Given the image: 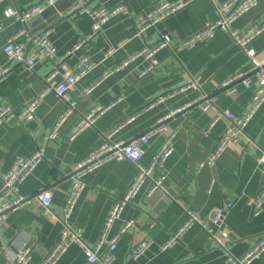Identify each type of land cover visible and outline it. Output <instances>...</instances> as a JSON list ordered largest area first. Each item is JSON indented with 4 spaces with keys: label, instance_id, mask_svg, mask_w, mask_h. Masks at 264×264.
I'll return each mask as SVG.
<instances>
[{
    "label": "crops",
    "instance_id": "crops-1",
    "mask_svg": "<svg viewBox=\"0 0 264 264\" xmlns=\"http://www.w3.org/2000/svg\"><path fill=\"white\" fill-rule=\"evenodd\" d=\"M44 1L0 3V69H11L0 82V104L11 105L16 110L27 105L44 93V79L53 70L54 63L47 60H40L32 69H27L7 59L3 47L22 30L38 36L51 31L50 41L56 48L57 59L62 60L57 83L73 75L83 57H89L97 67L69 92L75 109L54 138L49 139L69 104L53 92L42 97L33 121L24 126L12 123L0 126V190L2 178L11 170L16 158H30L38 147L46 145L45 159L19 187L20 196L30 202L10 211L0 227V264L5 263L4 245L27 241L32 247L29 264H40L42 257L55 246L63 229L62 208L72 187L74 167L104 143L108 132L134 116V120L126 122L112 137L114 142L129 143L146 135L160 119L177 110L181 111L166 120L169 132L175 134L174 152L166 163V193L157 192L148 197L150 185L146 183L112 223L104 248L120 235L127 223L134 222L133 227L120 235L112 264H225L229 257L243 258L264 235V208L259 216H254L248 205L250 199L257 196L264 179V163L260 162L264 155V103L244 130L239 145H231L214 165L205 164L200 170L198 167L212 155L229 124L221 119L206 133L212 121L225 111L241 113L257 86L255 80L250 89L237 81L233 84L234 93L229 94L222 84L237 74L250 77L252 65L245 52L233 45L230 35L224 31L193 49L175 48L215 22L220 9L218 3L225 0H185L188 4L184 9L151 27L143 36L137 33L135 17L147 15L158 2L178 0H58L56 11L49 10L44 17L27 23H32L29 30L18 19L5 18L7 9L24 11ZM79 2H84L91 10H112L122 5L128 9V14L111 17L102 30L90 38L93 20L88 14L57 17ZM255 23H264V0H259L257 7L240 17L233 28L245 31ZM43 25L46 29L39 31ZM164 35H169L173 44L171 49H161L155 55L159 63L156 69L141 77L150 60L139 57L102 81L90 94H85L84 90L103 71L122 64L128 54L144 46H154ZM81 43L82 47L75 50ZM249 47L264 59V31ZM111 50L115 52L108 56ZM190 80H197L198 87L177 92ZM173 93L172 97L155 102ZM207 99L213 100V105L202 112L199 104ZM196 100L199 104L191 105ZM152 103L153 106L147 108ZM95 108L104 111L70 141L73 125ZM166 138L167 134H161L150 139L142 165L151 164ZM136 175L134 164L111 161L85 177V189L68 221L72 229L81 232L85 244L93 246L99 242L112 207L126 194ZM44 191L52 195L47 211L36 198ZM223 209L226 210L223 227L229 235L225 248L219 247L208 233L210 229L216 230L215 212ZM187 211L198 213L204 227H191L179 242L162 250V245L184 223ZM144 240L152 243L150 248L133 259L131 248ZM55 264H86V257L81 247L73 243ZM251 264H264V252Z\"/></svg>",
    "mask_w": 264,
    "mask_h": 264
},
{
    "label": "built area",
    "instance_id": "built-area-1",
    "mask_svg": "<svg viewBox=\"0 0 264 264\" xmlns=\"http://www.w3.org/2000/svg\"><path fill=\"white\" fill-rule=\"evenodd\" d=\"M5 0H0L3 3ZM58 0H46L41 3L34 4L24 11H17L14 9H7L5 11V18H16L24 25L31 22L35 18L39 17L47 9L54 7ZM88 1V0H86ZM259 0H229L218 11V19L207 24L201 30L197 31L193 35L186 38L180 45L175 48L177 50L193 49L197 44L203 42L212 41L218 32H227L233 42V45L242 49L248 61L252 65V74L250 77H246L244 74H237L229 78L222 84V88L229 94L234 93L233 84L237 81H241L246 88H251L253 80L256 81L257 86L252 91V96L246 108L239 114H234L229 111L220 113L212 121L206 133H208L212 127L221 119H225L229 122L224 130L221 138L216 145L212 155L207 159L205 163H201L198 167L200 170L205 164L214 165L217 159L231 146L239 145L244 135V130L260 109L264 103V59L252 48L250 44L255 37L264 31V23H255L249 29L240 31L233 28V24L243 15L257 7ZM188 2L185 0H178L176 2H158L152 11L147 15H140L135 17L134 25L137 29L139 36L148 31L151 27L158 23H164L169 17L181 11L187 6ZM128 9L122 5L115 7L112 10L96 9L91 10L85 6L84 2H79L73 5L67 11L66 15L70 16L75 13L88 14L93 20L92 35H96L102 30L103 25L113 16L118 14H128ZM1 30V24H0ZM50 30L42 32L37 36L30 44L31 37L29 34L22 30L17 35L12 37L6 45L3 47V52L9 61L17 63L27 69H32L36 63L40 60H47L54 63L53 70L45 77L46 90L44 93L34 98L30 103L24 105L20 109L16 110L11 105L0 104V126L4 123H12L17 126H24L27 123L33 121L36 111L39 107L42 97L49 92L55 93L59 98L69 104L68 110L57 121L53 132L49 139L55 137L57 130L64 123L66 118L74 111L75 103L70 101L69 92L75 87V85L86 75L92 72L97 65L89 58L83 57L75 71L71 76L65 78L64 82L57 83L56 77L59 74L61 59H57V51L54 45L50 41ZM23 40V41H21ZM172 39L169 35H164L161 39L152 47L144 46L138 51L130 53L126 56L125 61L118 66H113L102 72L100 77L91 83L85 90V94H90L102 81L128 65L139 57H145L150 60L149 67L141 74L145 76L152 70L159 66L155 55L164 48L171 49ZM83 43L78 45L75 50H79ZM122 45H119L121 47ZM114 50L108 52V56L111 55ZM10 68L0 69V82L10 72ZM197 80H190L179 91L183 92L190 88H197ZM174 95H166L157 99L155 102H160L167 97ZM150 104L147 108L153 106ZM199 101H194L191 105H197ZM213 105V100L207 99L203 104H199L200 111L207 112ZM103 108H95L87 115L79 119L71 128L69 139L73 141L83 130L90 127L95 119L103 113ZM181 110H177L167 117L160 119L157 126L150 130L143 137L134 140L132 142L118 141L114 142L112 137L121 129V127L127 122L134 120V116L130 117L126 122L120 124L118 127L112 129L105 135V141L100 146L96 147L83 160L81 163L75 165L73 170L72 187L68 192L63 208H62V223L63 229L59 235L58 241L55 246L51 248L43 257L40 264H55L60 257L67 251L70 244H78L84 256L86 257V264H112L114 261V253L117 249V241L121 234L125 233L128 229L134 226V222H129L122 229L120 235L115 236L108 244L107 248H104L106 242V235L111 227L112 223L117 220L125 206L131 203L141 188L149 183V189L147 196L151 197L157 192H165V181L167 179L166 163L174 152V139L175 134L169 132L166 126V120L179 113ZM167 134V138L164 141L161 149L155 155L153 161L149 166L142 165L141 161L144 158L146 151L145 146L148 145L150 139L156 135ZM46 145L43 144L38 147L36 153L30 158L18 157L13 163L11 170L2 178V188L0 190V227L5 224L7 214L19 207L24 206L27 199L20 196V185L27 179L36 166L45 159ZM128 161L134 164L137 168V175L129 187L126 194L119 199L112 207L109 216L103 227V231L100 240L97 244L89 246L85 244L82 239L81 232L74 230L69 225V219L76 207L78 199L85 189V177L99 169L103 165L111 162ZM261 163H264V155L260 159ZM39 204L47 211L52 203V195L49 191H44L36 197ZM248 205L252 209L254 216H259L263 212L264 208V179L261 184L260 190L257 196L250 199ZM226 216V210L216 211L214 224L216 230H208L209 235L215 241V243L225 248L229 235L224 229V219ZM199 225L204 227L203 221L198 213L193 211L186 212V219L182 226L174 233L163 245L162 250H166L169 247L179 242L181 236L191 227ZM151 242L144 240L137 243L131 248L130 254L133 259L141 257L151 246ZM264 252V235L260 237L255 246L250 249L247 254L241 259H233L229 257L225 264H251L257 259L261 253ZM32 254V247L28 242H24L19 245L8 244L4 245L2 249V256L4 258V264H29Z\"/></svg>",
    "mask_w": 264,
    "mask_h": 264
},
{
    "label": "water",
    "instance_id": "water-1",
    "mask_svg": "<svg viewBox=\"0 0 264 264\" xmlns=\"http://www.w3.org/2000/svg\"><path fill=\"white\" fill-rule=\"evenodd\" d=\"M229 0H225L224 2H222V3H218V6L219 7H222L226 2H228ZM58 2V1H57ZM56 5H57V3H56ZM56 5L54 6V7H51V8H49V9H47L44 13H42L41 15H40V17H44L45 15H46V13L49 11V10H52V9H54V11H56ZM69 10V9H68ZM66 13H67V11H65L64 13H58L57 14V17L58 16H67L68 18H70L72 15H70V16H68V15H66ZM56 17V18H57ZM32 27V23L31 24H27L26 26H25V28H27L28 30L29 29H32L31 28ZM46 29V25H43L40 29H39V31H42V30H45ZM38 31V32H39ZM36 33L34 32V33H32L31 31L29 32V36L31 37V42L29 43V45H28V48H29V46H30V44L33 42V40L38 36V35H35ZM38 196V195H37ZM36 196V197H37ZM215 216H216V212H215Z\"/></svg>",
    "mask_w": 264,
    "mask_h": 264
}]
</instances>
